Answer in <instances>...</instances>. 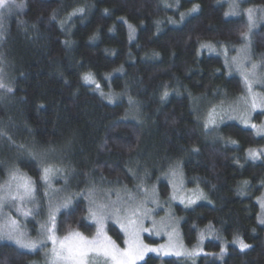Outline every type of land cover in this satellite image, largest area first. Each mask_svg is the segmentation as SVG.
I'll list each match as a JSON object with an SVG mask.
<instances>
[{
  "label": "trees",
  "instance_id": "16d2710c",
  "mask_svg": "<svg viewBox=\"0 0 264 264\" xmlns=\"http://www.w3.org/2000/svg\"><path fill=\"white\" fill-rule=\"evenodd\" d=\"M16 3L26 6L0 9V77L13 89H0V185L19 170L47 206L46 194L65 187L70 200L56 215V233L91 237L85 193L93 183L133 189L143 177L166 198L165 178L178 172L186 188L201 195L194 207L177 206L176 212L184 243L202 254L149 256L140 264H264L257 202L264 162L246 157L264 146V136L228 122L214 138L200 112L204 103L227 105L243 94L242 78L229 68L248 32L246 18L229 16L227 0ZM238 6L264 9V0ZM202 44L226 54L208 53ZM251 47L264 59V25L251 33ZM86 74L96 83H86ZM263 118L258 114L256 121ZM44 167L53 169L51 189L41 179ZM58 171L61 180L55 179ZM109 234L123 247L117 227L110 226ZM236 235L251 247L241 251L232 243ZM37 257L0 242V264H31Z\"/></svg>",
  "mask_w": 264,
  "mask_h": 264
},
{
  "label": "rangeland",
  "instance_id": "374dc122",
  "mask_svg": "<svg viewBox=\"0 0 264 264\" xmlns=\"http://www.w3.org/2000/svg\"><path fill=\"white\" fill-rule=\"evenodd\" d=\"M227 1L228 15L235 17L243 16L246 18L249 25L247 10H242L238 6L242 0ZM234 4L237 6L233 7ZM252 9H254V23L249 33L248 40L246 41L244 39L243 44L236 49L235 57L230 60V67L232 68H229V71L242 78L244 85L243 94L238 101L229 102L227 105L222 103L223 105L218 104L211 107L204 103V106H202V110L200 111L201 114H203L202 121L205 124V132L217 139H220L217 131L218 127L228 122L237 123L244 128L252 130L257 137L264 136V118L259 123L256 121V116L264 113V105L260 104V101L264 100V80H262V82H257L255 77H249V79L253 81V89L251 93L248 91L245 82V74L251 72V63L260 64V67L257 69V74L264 78V64L260 63L264 59L256 58L251 47V33L256 31L260 25H264V9ZM248 41H250V47H246ZM206 49L208 53L213 55H217L220 52H224V55L226 54L224 48L220 50L215 47L214 50H210L209 48ZM245 57H248V59H245ZM253 95L257 97L258 103V107L255 109L251 108V99ZM210 117L215 120V124H209ZM244 120H247V123H244ZM253 124L256 125V128L251 126ZM232 144L233 143H231V145ZM252 150L262 154L258 158L253 159L250 158L247 153V159L254 162H264V146ZM54 175L56 176V180L63 179L59 171ZM143 179V177H139L140 184L133 189L125 188L114 183L108 184L106 182L92 184L85 193V198L88 202L86 219L95 227V232L93 236L88 238L93 239L96 236L98 225L95 217L91 214L92 212H95L97 215L104 217V233L110 237L119 248L125 249L127 247L125 244L127 237L125 231L121 228V224L127 223V219L131 216L132 209L135 208L139 209L138 218L142 220L143 228L148 229V231L140 232V240L150 248L161 249L163 247V249L169 250L170 253L169 255H164L163 250L160 252H147L142 260L137 261V264H140L149 256L177 258L194 257L202 254L201 249L190 248L184 243L180 230V218L176 212L177 206H182L185 209H191L194 207L195 203L201 199L200 193L186 188L184 178H182L178 172L172 173L165 178L170 190L169 196L166 198L161 196V193L156 186L152 188L146 186V181L144 182ZM53 185L54 178L53 175L50 174L49 183L46 187L51 189ZM65 189V187L59 185L51 189V193L46 194L48 206L47 204H44L45 202L42 201L41 198L35 196V205H38V207L32 203H28L26 207L32 208L33 211V214L29 216H24L21 211L14 207L6 206L3 212L0 213V227L6 228L9 225L8 218L11 217L18 221L16 227L23 232L25 238L35 241L43 239L45 230L51 227L53 223L51 216L54 215L56 221V215L58 212L63 210V208L68 207L62 206L65 200H70V196H66L67 191ZM257 202L260 207L259 223L264 226V223L261 222L264 221V191L258 197ZM40 209H43V216H38ZM110 226L117 227L122 233L124 237L123 247L119 246L109 234ZM73 232L77 231H72L67 235H70ZM55 235L58 239H63V237H65L58 235L56 230ZM150 240H156L158 242H150ZM0 242L14 244L7 240ZM51 246V242L49 241L46 247L51 248ZM23 251L29 252L27 250ZM175 252H181L183 255H175ZM29 253L38 255L37 259H34L31 264H45V255L43 251L38 249L36 252Z\"/></svg>",
  "mask_w": 264,
  "mask_h": 264
},
{
  "label": "snow or ice",
  "instance_id": "6c2138e0",
  "mask_svg": "<svg viewBox=\"0 0 264 264\" xmlns=\"http://www.w3.org/2000/svg\"><path fill=\"white\" fill-rule=\"evenodd\" d=\"M26 6L25 3H16V0H0V9H7L9 13L13 9H23ZM170 6V5H166ZM237 5H233L236 7ZM198 10V6H194L191 11L195 12ZM107 11V10H106ZM76 12L83 13L84 9H77ZM248 32L242 33V36L247 41L249 33L254 23L253 13L254 9L248 8ZM76 13L74 12L73 15ZM3 13H0V25H2ZM55 19V17H53ZM181 19H183V14H181ZM130 29V38L134 34L135 29L131 24L128 25ZM0 38H2V33H0ZM202 48H209L214 50L211 44H202ZM246 47H250V41ZM248 59V57H245ZM264 64V60L260 62ZM251 72L245 74V82L248 91L251 93L253 89V81L249 77H255L257 82H262L264 78L258 76L257 69L260 64L251 63ZM3 70L0 69V72ZM86 83L95 84L96 81L91 74H86L83 77ZM99 87V85H96ZM0 89H5L8 92H12L13 89L7 86L2 77H0ZM168 96V92L163 93L162 99ZM261 105H264V100L260 101ZM258 107L257 97L252 96L251 108L255 109ZM215 111V110H213ZM247 123V120H244ZM209 124H215V120L211 117L209 118ZM256 128V125H251ZM207 127V125H206ZM0 136H5L3 132H0ZM9 142H11V137H7ZM233 143H235L233 141ZM198 151V149H193ZM262 153H258L255 150L249 149L248 155L250 158L256 159ZM53 172L51 167H44L42 169L41 179L45 182V185L49 183L50 174ZM10 179L5 185H0V213L3 212L6 206H11L21 211L24 216H29L33 214L32 208L26 207L28 203L35 205V193L36 186L35 182L29 177L21 174L19 170L10 171ZM68 201L65 200L62 206L66 207ZM38 207V205H35ZM139 209H132L131 216L127 219V223H122L121 228L125 231L127 239L125 244L127 247L125 249L119 248L115 242L108 237L104 231V217L97 215V213L92 212V216L95 217L96 223L98 225L96 236L93 239H89L79 232H73L70 235L63 237V239H58L55 235V216H51L53 221L51 227L47 228L44 233V238L38 241L25 238L23 232L16 227L18 221L8 218L9 225L6 228L0 227V241L7 240L14 243L18 248L22 250H27L29 252H36L38 249L44 252L45 264H137L138 260H142L147 252H160L164 251V255H169V250L150 248L145 245L140 240V232L148 231V229L143 228L142 220L138 218ZM146 215V213H145ZM264 223V221H261ZM51 242V248H47L48 242ZM233 244H237L241 251L250 248L251 246L246 243L239 235H236L232 241ZM225 249H222V253ZM175 255H183L181 252H175Z\"/></svg>",
  "mask_w": 264,
  "mask_h": 264
}]
</instances>
